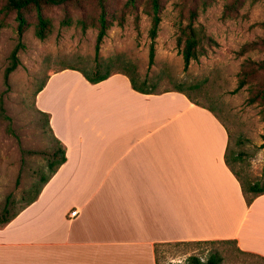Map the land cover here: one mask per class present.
Here are the masks:
<instances>
[{"label": "crops", "instance_id": "1", "mask_svg": "<svg viewBox=\"0 0 264 264\" xmlns=\"http://www.w3.org/2000/svg\"><path fill=\"white\" fill-rule=\"evenodd\" d=\"M35 104L67 159L0 227V264H157V244L212 239L264 256V193L247 203L209 107L72 68L52 71Z\"/></svg>", "mask_w": 264, "mask_h": 264}, {"label": "rangeland", "instance_id": "2", "mask_svg": "<svg viewBox=\"0 0 264 264\" xmlns=\"http://www.w3.org/2000/svg\"><path fill=\"white\" fill-rule=\"evenodd\" d=\"M160 1L162 21L155 39V60L150 64V0H110L107 15L112 22L101 44L102 71L129 72L139 84L148 81L143 86L155 92L178 87L191 92L229 129L227 159L233 171L246 187L254 182L264 185V71L252 75L235 91L244 62L249 58L264 60V46L242 51L245 43L264 36V0ZM44 13L52 19L53 29L41 39L35 34L36 10L26 12L21 63L11 73L9 86L4 73L19 42V20L16 11L0 15V95L12 129L1 114L0 213L5 207L10 213L24 207L41 187L43 177L51 174L48 161L57 142L46 115L36 107L37 90L54 70L77 67L90 72L96 65L100 14L96 3L58 4L45 7ZM65 18L71 23H65ZM81 19L86 21L85 28ZM191 21L204 30L205 38L199 57L186 69L178 38L181 27ZM214 251L223 256L221 264H264L258 256L241 251L235 242L164 243L158 247V261L176 264L192 254L206 259Z\"/></svg>", "mask_w": 264, "mask_h": 264}, {"label": "trees", "instance_id": "3", "mask_svg": "<svg viewBox=\"0 0 264 264\" xmlns=\"http://www.w3.org/2000/svg\"><path fill=\"white\" fill-rule=\"evenodd\" d=\"M84 1H94L100 9V14H99L98 19H97L98 34H97V42H96V46H95L96 65H95L94 69L90 72L85 71V70L80 69V68H77V67H64V68H72V69H77V70L81 71L84 74V76L89 81H91L93 83H96V82H99L103 79H106L107 77H109L111 74H113L115 72H122V73H125L129 76L131 83L136 90L141 91L143 93H160V92H155L153 90H149L146 87H144L143 84L145 82L146 83L148 82L146 80H143L141 82V84H139L137 81V78L129 72H124V71L111 72L109 70H107L105 72L102 71V62L100 59L101 58V56H100L101 44H102L105 36L107 35V31H108V29L111 25V22H112L107 15L109 5H110V0H3V1L0 0V15L2 13H8L10 11H16L17 18L19 20V24H18L19 42L11 51L9 64L5 69V73H4L5 85L9 86V78H10L11 73L21 63V60L19 57V51H20V48L22 46L21 39L23 37V33H24L25 29L28 26V20L26 18V12L32 8H34L36 10L37 22L35 24V34L37 35V37H39L41 39H45L52 32V29H53L52 19L44 13L45 7L54 6V5H58V4H68L70 2L82 3ZM150 4H151V8H152V25L150 28V36L152 38V42H151V46H150L149 60H150V64H152V63H154L155 56H156L155 39L158 36L162 17L160 14L161 1L160 0H150ZM191 17L194 18L193 13H191ZM64 22L67 24H70L71 19L65 18ZM79 22L82 24V26L84 28L86 27V21L84 19H81ZM261 25L264 26V20L261 22ZM2 27H3V24L0 23V32H1ZM204 34H205L204 30L201 27L194 25L193 21H191L187 25L181 27V34L179 35L178 43L180 46H182L181 52H182L183 59H184V66L186 69L190 66L192 60L197 59L199 57L200 44H201L202 40L205 38ZM258 45L264 46V36H261L252 42L245 43L242 47V51L243 52L247 51V50L254 48ZM260 70L264 71V60H253L251 58L247 59L244 62V65L242 67L241 79H240L239 84H238L237 88L235 89V91L240 90L245 84H247L250 77L252 75H254L255 73L259 72ZM46 80L39 87V89L37 90V93L44 87ZM198 87L199 86H195V88H198ZM169 90H177V91L183 92L184 94H186L189 97V99L191 101H193L197 104L203 105L197 101L196 97L191 92H188L181 87H178L176 89H169ZM169 90H166V91H169ZM162 92H164V91H162ZM203 106H205V105H203ZM40 112L43 113L44 115H46L47 124H48L50 130L52 131L51 126H50V115H49V113H45L42 111H40ZM1 114L7 120H9V128L12 131V129H11V117L6 114V109L4 107L2 94L0 95V115ZM52 133H53V131H52ZM53 136H54V133H53ZM54 139L57 142V146L52 150L50 157H49V161H48V166H49V169L51 171V174L49 176L43 177V183H42L41 187L38 189L36 194L29 200V202L26 205L30 204L31 202H33L37 198V196L39 195L44 184L51 178V176L58 170V168L67 159L65 145L57 137L54 136ZM263 146H264V143H263ZM228 148H229V146H228ZM227 151H228V149H227ZM226 161L228 163L227 154H226ZM241 183H242L244 195H245V198H246V201L248 204H251L257 196L264 193V185L259 183V182H254V183L250 184L248 187H246L242 181H241ZM24 207H22V208H24ZM20 210H18L17 212H14V213H10L8 211V208L5 207L3 212L0 213V227L6 225L9 221H11L18 214V212ZM220 242H235L237 244V241L232 240V239L182 241V242H174V243H178V244L212 243V244H215V243H220ZM159 245H161V244L156 245L157 264H159V261H158V247H159ZM241 251H243V250H241ZM243 252L258 256L259 258L264 260V256H262V255L252 253V252H248V251H243ZM222 261H223V256L219 253V251H214V252L210 253L206 259H202V257H200L197 254H192L186 259L185 262H178L176 264H221Z\"/></svg>", "mask_w": 264, "mask_h": 264}, {"label": "built area", "instance_id": "4", "mask_svg": "<svg viewBox=\"0 0 264 264\" xmlns=\"http://www.w3.org/2000/svg\"><path fill=\"white\" fill-rule=\"evenodd\" d=\"M77 212H78V210H73V211H71V215L75 216L77 214Z\"/></svg>", "mask_w": 264, "mask_h": 264}]
</instances>
